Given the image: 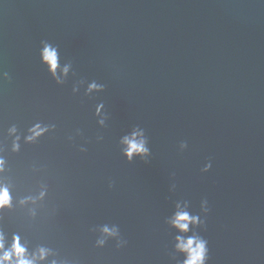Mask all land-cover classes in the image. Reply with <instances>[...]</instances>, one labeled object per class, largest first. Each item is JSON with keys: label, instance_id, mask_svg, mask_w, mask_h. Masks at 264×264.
Listing matches in <instances>:
<instances>
[{"label": "water", "instance_id": "obj_1", "mask_svg": "<svg viewBox=\"0 0 264 264\" xmlns=\"http://www.w3.org/2000/svg\"><path fill=\"white\" fill-rule=\"evenodd\" d=\"M0 159V229L48 264H182L168 221L205 198L209 264H264V0H0Z\"/></svg>", "mask_w": 264, "mask_h": 264}, {"label": "clouds", "instance_id": "obj_2", "mask_svg": "<svg viewBox=\"0 0 264 264\" xmlns=\"http://www.w3.org/2000/svg\"><path fill=\"white\" fill-rule=\"evenodd\" d=\"M42 62L48 66V71L58 84L64 82V78L67 77L69 68L64 66L61 69L57 50L50 44L45 43L41 52ZM58 71L63 72V77L58 74ZM7 77V73L4 74ZM93 89L102 90L103 85H97L92 83L88 88V93H91ZM103 107V104H101ZM99 112V110H98ZM103 123V121H101ZM12 133L16 132L15 126L10 130ZM31 135L27 136V141L31 142L40 137L47 128L41 127L39 123L30 128ZM19 137L17 142H14L13 150H19ZM122 144L126 145L123 149L124 154L127 156L129 162L133 161V157L138 156L141 160L148 162V157L151 156V148L149 147V138L139 128L134 129L130 135L124 136ZM187 147V145H182ZM5 161L0 159V172L4 171ZM212 168V162L209 161L208 167L203 172H208ZM175 185H173V189ZM45 193L40 194V198L44 197ZM32 200L35 203V199L26 198L21 201V204L28 203ZM13 207L12 197L10 191L6 185L0 184V219L3 218L2 214L5 209H11ZM210 211L208 200L202 199L201 208L199 213H192L190 211V204L186 201H178L175 204V211L171 219L168 221L169 225L176 230L174 236V251L183 256L182 264H209L210 250L209 242L200 234L198 229L206 227V216ZM33 215L35 212L33 211ZM191 225V228H190ZM107 236H116L118 229L104 227L102 230ZM98 244L103 245L104 239H100ZM126 243V242H124ZM54 253L51 249L46 247H39L34 251H30L28 245L22 243L19 234L14 233L12 240L9 243L7 241L5 232L0 229V264H48L49 256H53ZM175 259V257H172ZM50 264H58L56 259H52Z\"/></svg>", "mask_w": 264, "mask_h": 264}]
</instances>
